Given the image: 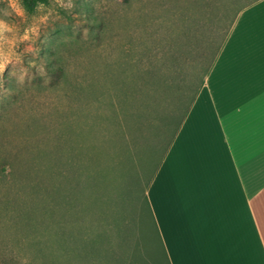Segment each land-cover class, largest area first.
<instances>
[{"label": "rangeland", "instance_id": "1", "mask_svg": "<svg viewBox=\"0 0 264 264\" xmlns=\"http://www.w3.org/2000/svg\"><path fill=\"white\" fill-rule=\"evenodd\" d=\"M251 1L74 0L18 41L62 73L0 77V264H166L144 188Z\"/></svg>", "mask_w": 264, "mask_h": 264}, {"label": "crops", "instance_id": "2", "mask_svg": "<svg viewBox=\"0 0 264 264\" xmlns=\"http://www.w3.org/2000/svg\"><path fill=\"white\" fill-rule=\"evenodd\" d=\"M151 176L166 264H264V0L236 14Z\"/></svg>", "mask_w": 264, "mask_h": 264}, {"label": "clouds", "instance_id": "3", "mask_svg": "<svg viewBox=\"0 0 264 264\" xmlns=\"http://www.w3.org/2000/svg\"><path fill=\"white\" fill-rule=\"evenodd\" d=\"M54 3L56 8L49 7L48 9H45L43 4H38L35 11L45 12V14L39 17H32L31 23L28 24L26 9L23 6L22 0H0V5L5 6L3 9H0V12H6L7 17L11 20L9 22V19H5L3 15H0V77H2V74L9 65L19 66L18 74L13 73V75H16L18 83L24 82L30 68L36 67L41 76L46 75L44 65L37 66L35 61H30L28 67H24L23 54H17L15 48L19 40H27L29 38V33L33 35V38L35 37L38 22L43 23L47 21L49 16L59 18L56 9L71 12L74 7V0H54ZM74 18L78 24L87 22L83 17H79V14H76ZM22 27L25 28L24 34L18 36ZM25 52H31L33 55L36 54L34 48H28ZM0 92H8V90L3 88L2 79H0Z\"/></svg>", "mask_w": 264, "mask_h": 264}, {"label": "trees", "instance_id": "4", "mask_svg": "<svg viewBox=\"0 0 264 264\" xmlns=\"http://www.w3.org/2000/svg\"><path fill=\"white\" fill-rule=\"evenodd\" d=\"M48 1H49V0H22V3H23V6H24L25 9H26V12H27L28 14H32V13L35 12L36 6H37L38 4L46 5V4L48 3ZM256 1H258V0H253V1H251L249 4H247V6L250 5V4H252V3H254V2H256ZM244 7H245V6H244ZM244 7L240 8V9L238 10V12H239L241 9H243ZM238 12H237V13H238ZM237 13H236V14H237ZM236 14H235V16H236ZM235 16H234V18L232 19V21H231V23H230V25H229V28L227 29L226 33L224 34V37L222 38V40H221L219 46L217 47V49H216L215 52L213 53V56H212L211 62H210V64H209V66L207 67V69L204 71V73H203V75H202V78H201L200 81H199V84H198V87H197L196 91L194 92V94H193V96H192V98H191V100H190V102H189L187 108L184 110L183 115L181 116L180 120L178 121L177 126H176V129H175L173 135L171 136V139H172V137L174 136V134H175V132L177 131V129L179 128V126H180V124H181V122H182V120H183V118H184V116H185V114H186V112H187V110H188V108H189V106H190V104H191V102H192V100H193V98H194V96H195V94H196V92H197V90H198L200 84H201L202 81H203V78L205 77V75L207 74L209 68L211 67V64H212V62H213L215 56L217 55V53H218V51H219V49H220L222 43L224 42L225 37H226L227 34H228V31H229V29H230V27H231V25H232V23H233V21H234V19H235ZM45 70H46V72H47L49 75H58V74H61V73H62V71H61L60 69H57V68H54V67H52V68H48V69L46 68ZM171 139H170V141H171ZM170 141L168 142L166 148L163 150L164 152H162L161 157L163 156V154L165 153L166 149L168 148ZM161 157H160V158H161ZM154 170H155V169H154ZM153 172H154V171H153ZM152 174H153V173H152ZM151 177H152V176H149V178H148V180H147V182H146L145 187H146L147 184L149 183ZM143 197H144V199H145L146 209H147V211H148V214H149V216L152 218V215H151V212H150V208H149V205H148V202H147L146 196L144 195ZM152 221H153V220H152ZM63 222H64V221L62 220V221H61V224H63ZM153 224H154V222H153ZM154 228H155V225H154ZM155 230H156V228H155ZM156 234H157V238H158V240H159V242H160V237H159V234H158V231H157V230H156ZM160 246H161V248H162V252H163V255H164V258H165L166 256H165V253H164L163 246L161 245V242H160Z\"/></svg>", "mask_w": 264, "mask_h": 264}]
</instances>
